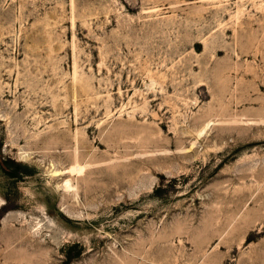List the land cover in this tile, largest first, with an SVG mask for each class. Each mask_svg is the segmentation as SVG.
Instances as JSON below:
<instances>
[{
  "label": "rangeland",
  "instance_id": "374dc122",
  "mask_svg": "<svg viewBox=\"0 0 264 264\" xmlns=\"http://www.w3.org/2000/svg\"><path fill=\"white\" fill-rule=\"evenodd\" d=\"M0 264H264V0H0Z\"/></svg>",
  "mask_w": 264,
  "mask_h": 264
},
{
  "label": "bare ground",
  "instance_id": "6f19581e",
  "mask_svg": "<svg viewBox=\"0 0 264 264\" xmlns=\"http://www.w3.org/2000/svg\"><path fill=\"white\" fill-rule=\"evenodd\" d=\"M69 187H70V184H69V182H67V183H66V187H65V188H67V189H68Z\"/></svg>",
  "mask_w": 264,
  "mask_h": 264
}]
</instances>
